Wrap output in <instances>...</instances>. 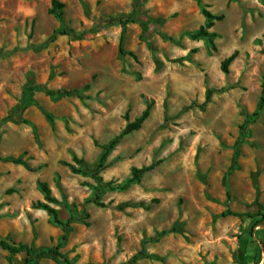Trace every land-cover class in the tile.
<instances>
[{
    "label": "rangeland",
    "instance_id": "obj_1",
    "mask_svg": "<svg viewBox=\"0 0 264 264\" xmlns=\"http://www.w3.org/2000/svg\"><path fill=\"white\" fill-rule=\"evenodd\" d=\"M52 1L0 0V239L27 244L28 264H66L35 258L56 247L75 264H120L142 248L158 258L136 264H264V221L222 215L264 211V109L243 126L263 95L264 0H59L75 32L50 41L61 24ZM203 9L223 15L215 47L189 36ZM130 15L157 21L152 47L140 22L123 28ZM29 80L89 87L72 97L32 87L22 107ZM150 102L142 127L120 137ZM192 103L204 107L179 114ZM27 257L0 247V264Z\"/></svg>",
    "mask_w": 264,
    "mask_h": 264
},
{
    "label": "trees",
    "instance_id": "obj_2",
    "mask_svg": "<svg viewBox=\"0 0 264 264\" xmlns=\"http://www.w3.org/2000/svg\"><path fill=\"white\" fill-rule=\"evenodd\" d=\"M63 9H64V4L62 2H60L59 0H53L52 1V7L50 8L49 12L51 14H53L57 19H59L61 24H60V27L54 31V34H53L52 38L50 39V41L55 39L59 35H69V34L75 32L73 29L69 28L64 23V10ZM203 12H204V15L206 16V19H207L206 24L203 25L202 27H200V29L189 33V36L193 39H205L206 41H208L210 44H212L214 46L215 45V43H214L215 33L211 32L210 29L215 25V23L217 21H221L223 19V15L213 14L207 9H203ZM130 22H140L142 24V26H143V37L147 39L148 45L150 47H152L153 45H152L151 41L148 39V36H149L148 34L151 33L150 32V24H157V21L153 18H146L142 15H130L127 18H125L124 20H121L123 28L125 27V25L127 23H130ZM159 33L162 35V37L164 39H168V40L172 39L171 37L167 36L164 32H159ZM124 40H125L124 32L122 31L121 36H120V41H119V53L121 55L125 54ZM233 58H234V55L228 57L226 60L223 61V64H222L223 71H227V66L233 60ZM156 63L158 66L162 65L159 60H156ZM32 85H33V82L31 80H29L28 81V87H30V88H27L24 91V95L22 98V107H26L30 104V94H31L32 87L34 90H41V91L45 92L47 95H52L54 97L77 96L81 93V91H83L84 89H87L89 87V85H86L84 89H75V90L58 89L55 91H51L47 87L32 86ZM213 92H214V90H212V89H210L208 91V96H207L208 99L211 98ZM152 105H153V102L148 103L146 109L142 112V114L140 116L135 118L133 121H129L128 124L126 125L125 129L123 130L122 134L120 135V137L123 135L130 134L133 131L139 130L142 127L143 123L146 121V119L150 116ZM196 106L197 107H204V104L192 103L190 105L184 106L180 110L179 114L184 112V111H187L193 107H196ZM263 109H264V84H263V95L261 97L259 105L256 108V110L250 116H248L246 118L243 126L245 127L247 124L251 123L257 117H259V115ZM120 137H117L116 139H114L110 143V145L108 147H106V151L103 154V158L117 144ZM14 161L17 163H23L20 160H14ZM79 163H82V162L79 161ZM157 165H158L157 162H152L148 166H145L142 168H134L133 172H132V176H131V178L128 179V182L138 181L144 174L155 169ZM101 167H102V165L100 162L97 171H100ZM96 176H97V174H96ZM40 188L45 195V199L50 201V202L53 201V197L51 196V190H50L48 184L45 182H41ZM40 205L45 210H47L48 213L53 218V220L56 223L62 225L66 231L69 221L64 223L59 218L58 210L55 209L54 207L50 206L49 204L41 203ZM127 205H128V203L120 204L119 208L123 209ZM222 215L223 216H239V217H244V216L258 217L259 218L257 220L258 223L264 221V211H260L258 213H252V212H238L235 210H226L222 213ZM0 247L5 249V250H8L11 254H15V253L25 251L28 255L25 264L32 262V257H33L34 252L27 244H16V243H11V242L4 240V239H0ZM47 255L59 257V258L63 259L66 262V264H75L73 261L67 259L65 257V255L62 252H60V250L57 247L51 248V249L39 250L35 253V258H41V257L47 256ZM151 258L155 259L158 257L155 254L148 252L145 248H142L139 252L134 254L130 259H128L127 261L120 263V264H136L138 261H140L142 259H151Z\"/></svg>",
    "mask_w": 264,
    "mask_h": 264
}]
</instances>
